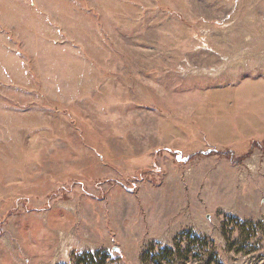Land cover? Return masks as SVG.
<instances>
[{"label":"rangeland","instance_id":"1","mask_svg":"<svg viewBox=\"0 0 264 264\" xmlns=\"http://www.w3.org/2000/svg\"><path fill=\"white\" fill-rule=\"evenodd\" d=\"M264 264V0H0V264Z\"/></svg>","mask_w":264,"mask_h":264},{"label":"trees","instance_id":"2","mask_svg":"<svg viewBox=\"0 0 264 264\" xmlns=\"http://www.w3.org/2000/svg\"><path fill=\"white\" fill-rule=\"evenodd\" d=\"M97 264H106V263L104 262V259L103 258H100V261L97 262Z\"/></svg>","mask_w":264,"mask_h":264}]
</instances>
